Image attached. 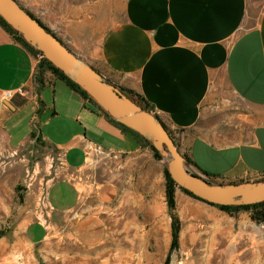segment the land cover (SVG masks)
Segmentation results:
<instances>
[{
  "label": "crops",
  "instance_id": "crops-1",
  "mask_svg": "<svg viewBox=\"0 0 264 264\" xmlns=\"http://www.w3.org/2000/svg\"><path fill=\"white\" fill-rule=\"evenodd\" d=\"M18 1L146 101L196 173L216 183L264 177V0H126L119 17L65 0ZM40 59L0 25V139L17 151L39 130L61 153L71 178L47 198L80 245L162 264L172 244L165 162L52 72L37 82ZM175 203L180 243L185 232L198 239L220 210L178 186ZM25 232L33 243L50 235L39 221Z\"/></svg>",
  "mask_w": 264,
  "mask_h": 264
},
{
  "label": "rangeland",
  "instance_id": "rangeland-1",
  "mask_svg": "<svg viewBox=\"0 0 264 264\" xmlns=\"http://www.w3.org/2000/svg\"><path fill=\"white\" fill-rule=\"evenodd\" d=\"M65 1L73 11L110 8L112 17H119L126 0ZM35 16L41 20L39 14ZM42 75L39 72L37 82ZM69 178L61 153L47 142L35 138L11 151L0 139V264H158L154 255H112V246L80 245L73 238L70 217L57 214L47 198L55 183ZM258 211L263 214L209 213L206 232L196 240L189 239L190 232L183 233L185 238L167 264H264V207ZM37 221L50 231L41 243L31 242L25 232L28 224Z\"/></svg>",
  "mask_w": 264,
  "mask_h": 264
},
{
  "label": "water",
  "instance_id": "water-1",
  "mask_svg": "<svg viewBox=\"0 0 264 264\" xmlns=\"http://www.w3.org/2000/svg\"><path fill=\"white\" fill-rule=\"evenodd\" d=\"M0 17L32 48L42 54L70 80L85 91L112 119L149 141L162 156L176 186L219 206H246L264 202V180L239 183H210L205 174L187 165L159 117L109 82L89 63L71 51L18 0H0Z\"/></svg>",
  "mask_w": 264,
  "mask_h": 264
},
{
  "label": "trees",
  "instance_id": "trees-1",
  "mask_svg": "<svg viewBox=\"0 0 264 264\" xmlns=\"http://www.w3.org/2000/svg\"><path fill=\"white\" fill-rule=\"evenodd\" d=\"M35 17V16H33ZM0 25L8 32L10 33L19 43H21L23 46H25L28 50H30L33 54L40 56V62H39V72H44V71H51L52 73H54V75H56L58 78H60L61 80H63L64 82L67 83V85H69V87L71 89H73L75 92H77L79 95H81L84 99L90 101L92 104H94L103 114L106 115V117H108L112 123H114L116 126H118L120 129H122L123 131L129 132L131 133L133 136H135L140 142L144 143L145 145L149 146L151 148V150L154 153V156L157 160H163L162 156L159 154V152H157L155 150V148L152 146V144L147 141L146 139H144L142 136H140L138 133L132 131L131 129L127 128L126 126L116 122L114 119H112L110 117V115H108L106 112H104L96 103L95 101L89 97V95L83 91L77 84H75L72 80H70L66 75H64L60 70H58L57 68H55L49 61H47L46 59H43L42 54L38 51H36L34 48H32L29 44H27L24 39L22 38V36L14 31L1 17H0ZM121 91H123L125 94H127L129 97H131L134 101H136L143 109L148 110V111H152L150 105L148 103H146V101L140 99L139 97H136L135 95H133L132 93L125 91L123 89H121ZM38 139V140H43L42 138V134L39 130L37 131H33L32 133V139ZM186 158V157H185ZM187 160V165H194V163L186 158ZM208 177V181L210 183H216L215 182V178L213 175H208L206 173H203ZM165 175H166V179H167V201H168V205L171 211V216H172V244H171V248H170V252L169 255L167 257L166 263L169 261L170 259V255L172 254L173 251L178 250L180 245H179V234H180V230H181V222L179 220V218L174 214L175 208H176V203H175V187L176 184L173 181V179L171 178L170 174L168 173L167 167H165ZM260 180H264V177ZM221 184H227L225 182H221ZM182 189V188H181ZM185 193H187L188 195L204 201L198 197H196L195 195H193L192 193L188 192L185 189H182ZM206 202V201H204ZM208 203V202H206ZM210 205H213L217 208H219L220 210L229 213V214H233L235 212H239V211H253L254 214L256 216H258L259 214L262 215L263 213H260L258 210L260 208L264 207V202L263 203H259V204H254V205H246V206H219V205H214L211 203H208Z\"/></svg>",
  "mask_w": 264,
  "mask_h": 264
},
{
  "label": "built area",
  "instance_id": "built-area-1",
  "mask_svg": "<svg viewBox=\"0 0 264 264\" xmlns=\"http://www.w3.org/2000/svg\"><path fill=\"white\" fill-rule=\"evenodd\" d=\"M19 91H22L21 89H19ZM11 93H7V97H10Z\"/></svg>",
  "mask_w": 264,
  "mask_h": 264
}]
</instances>
